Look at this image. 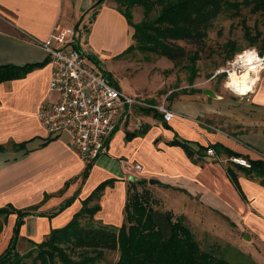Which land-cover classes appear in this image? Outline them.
<instances>
[{"label":"crops","instance_id":"0c3cea01","mask_svg":"<svg viewBox=\"0 0 264 264\" xmlns=\"http://www.w3.org/2000/svg\"><path fill=\"white\" fill-rule=\"evenodd\" d=\"M98 1L0 0V66L35 65L21 77L0 82V208L11 205L27 212L19 227L18 251L27 249L19 250L27 244L26 239L39 242L52 229L68 223L101 183L105 185L94 219L120 226L128 184L150 178L184 199L199 194L251 240L264 246V181L236 170L237 190L227 176L228 163L223 166L216 161L227 159L225 153L207 154L204 161L194 163L181 146L169 144L174 139L204 146L219 143L249 159H264L259 155L264 154V70L247 96L219 95L211 105L208 96L200 98L191 92L176 93L172 99L168 97L171 92L157 95L148 78L141 82L137 68L131 69L137 61L135 51L116 58L133 40L132 28L115 3L104 0L90 21L92 6ZM56 24L77 30L74 45L98 62L88 57L87 63L102 75L108 74L122 92L152 105L160 104L157 100L162 96V103L168 99L174 112L169 121H163L155 108L135 105L128 109L108 138L106 152L94 161L83 182L80 175L85 165L68 134L50 137L37 119L39 106L53 102L55 95L49 91V57L36 41L47 38ZM113 63L122 67V74H116L118 68L114 69ZM199 114L216 116L227 122L223 125L231 123L232 132L195 128L193 118ZM75 194L64 209L49 217ZM15 222L14 213L0 215V254L9 243ZM113 254L116 260L118 253Z\"/></svg>","mask_w":264,"mask_h":264},{"label":"trees","instance_id":"16d2710c","mask_svg":"<svg viewBox=\"0 0 264 264\" xmlns=\"http://www.w3.org/2000/svg\"><path fill=\"white\" fill-rule=\"evenodd\" d=\"M103 1L99 0L92 6L94 11L90 15V21L94 20L96 9ZM112 1L115 3V9L124 16L128 26L132 28L133 40V43L116 58L133 51L164 57L170 61L171 70L183 69L188 72L189 86L193 85L198 75L197 61L208 48L209 30L219 16L239 18L243 40L247 46L241 47L234 40H227L219 45L222 63L225 64L227 60L248 47L256 46L259 53L264 54V0ZM136 8L140 9L142 14L137 22L134 21ZM243 11L257 16L252 28L247 24V17ZM75 47L82 52L78 46ZM89 58L98 64L94 57L90 55ZM33 67H35L33 64L22 67L2 65L0 82L21 77ZM103 76L109 79L108 74L103 73ZM109 82L112 83L110 79ZM182 91L186 92L184 89ZM175 94L171 92L168 97L172 99ZM169 144L181 146L186 156L194 163L204 161L208 157L209 148L213 149V156L225 153L228 163L225 170L237 190L239 185L236 170L247 176L258 177L261 182L264 181V159H249L224 148L219 143L204 146L174 139ZM2 149L0 146V150ZM233 157L245 159L249 167L235 163L231 160ZM91 165L84 167L80 175L81 182L86 178ZM147 183L148 180L141 179L128 184L124 221L120 226L103 224L94 219L95 213L99 210L97 201L105 185L101 183L82 201V207L63 227L52 229L39 242L26 239L29 246L24 252L18 251L17 244L20 239L19 227L27 212L11 205L0 208V215L16 214L9 243L0 254V264H258L251 257L233 262L225 256L202 250L186 224L185 215H174L171 211H161L153 207L156 200L146 188ZM137 186H141V190H138ZM75 196L76 194L66 200L49 217L64 209ZM91 201L95 203L90 205ZM114 252L118 253L116 260L108 262L106 254Z\"/></svg>","mask_w":264,"mask_h":264},{"label":"built area","instance_id":"2783aa9c","mask_svg":"<svg viewBox=\"0 0 264 264\" xmlns=\"http://www.w3.org/2000/svg\"><path fill=\"white\" fill-rule=\"evenodd\" d=\"M76 33L71 26L56 24L47 38L36 41L49 57L52 67L49 91L55 95L53 102L39 106L37 119L50 137L68 134L70 144L86 166L106 152L108 138L128 109L135 105L149 106L158 110L165 121H169L174 112L164 103L148 104L110 83L76 49ZM263 70L264 54L255 47H248L227 60L214 76L221 75L226 89L232 94L245 97L253 91ZM244 74L248 89L239 93L231 81ZM207 154L213 156V149H207ZM231 160L249 167L243 158L233 157Z\"/></svg>","mask_w":264,"mask_h":264},{"label":"rangeland","instance_id":"374dc122","mask_svg":"<svg viewBox=\"0 0 264 264\" xmlns=\"http://www.w3.org/2000/svg\"><path fill=\"white\" fill-rule=\"evenodd\" d=\"M243 12L246 14L247 24L252 28L257 20V16L251 15L246 11ZM141 15L140 9H134L135 22L141 19ZM260 27L263 28L261 25ZM227 40H234L239 46L247 47L246 42L243 40V32L239 23V18L232 19L226 15H222L215 20L213 27L209 30L207 40L208 48L202 52L201 57L197 61L198 75L192 86L188 85L187 71L183 69L171 70L170 68L172 65L168 64L170 63L169 60L154 54L136 52L137 61L135 64H131V69L134 67L137 68V75L141 82L148 78L149 86H151L153 90H156L157 95H167L170 92L180 93L182 89L186 92L190 90L191 94L194 96L200 98H206V96H208V105H211L212 99L218 98L219 95L227 98H238L226 89L224 78L221 75L214 76L216 70L221 68L224 64L221 60L222 53H220L219 45L225 43ZM82 54L86 61H88L85 52L82 51ZM105 66L111 69L107 64ZM112 67L117 69L119 65L113 63ZM121 68H118L116 74L119 75L123 73L124 70ZM167 70L170 71L168 72ZM204 89L213 91L218 97L204 94ZM161 97L158 98L157 103H162ZM163 102L167 108L170 109L168 106V99L165 98ZM193 120L195 123L194 125H196L195 128L198 129H207L214 133L225 131V133L227 132L230 134L232 132L231 123L223 125L227 122H221V119L218 120L216 116L209 118L204 114H199L196 115ZM259 155L263 157L264 154L260 152ZM216 161L223 166L227 165L226 158H218ZM136 188L141 190L142 187L137 186ZM146 188L151 192L153 199L156 200L153 204L155 209L161 211L168 210L174 215H185L186 224L193 232L202 250L212 251L217 255L225 256L228 260H233V262L242 261L251 257L255 262H259L258 264H264V246L261 242L251 240V238L250 240H246L244 238V232L241 231L235 223L233 224L230 219L224 218L220 209H217L214 204L205 201L199 194L188 196L184 199L180 195H174L172 191H168L156 184L150 185L147 183ZM28 246L29 245L24 243V246L19 250L26 249ZM114 257L115 255L113 253H109L107 261H114Z\"/></svg>","mask_w":264,"mask_h":264},{"label":"bare ground","instance_id":"6f19581e","mask_svg":"<svg viewBox=\"0 0 264 264\" xmlns=\"http://www.w3.org/2000/svg\"><path fill=\"white\" fill-rule=\"evenodd\" d=\"M231 84L235 87L239 93H244L248 89L247 76L246 74L242 75V77H233Z\"/></svg>","mask_w":264,"mask_h":264},{"label":"water","instance_id":"95a60500","mask_svg":"<svg viewBox=\"0 0 264 264\" xmlns=\"http://www.w3.org/2000/svg\"><path fill=\"white\" fill-rule=\"evenodd\" d=\"M203 93L206 94V95L212 96V97H217V95H216L213 91H211V90H209V89H204V90H203ZM148 183H149L150 185H153V184H160L157 180L152 179V178L148 179ZM244 238H245L246 240H250V237H249V235H248L247 233L244 234Z\"/></svg>","mask_w":264,"mask_h":264}]
</instances>
